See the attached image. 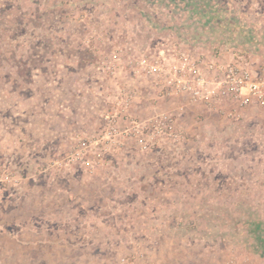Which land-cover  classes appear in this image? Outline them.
<instances>
[{
  "label": "rangeland",
  "instance_id": "obj_1",
  "mask_svg": "<svg viewBox=\"0 0 264 264\" xmlns=\"http://www.w3.org/2000/svg\"><path fill=\"white\" fill-rule=\"evenodd\" d=\"M261 3L0 0V222L83 244L63 252L80 264H264V118L154 101L128 65L166 44L263 62L264 23L242 20ZM127 91L137 120L183 108L185 138L108 142Z\"/></svg>",
  "mask_w": 264,
  "mask_h": 264
},
{
  "label": "built area",
  "instance_id": "obj_2",
  "mask_svg": "<svg viewBox=\"0 0 264 264\" xmlns=\"http://www.w3.org/2000/svg\"><path fill=\"white\" fill-rule=\"evenodd\" d=\"M123 56L118 54L115 58L120 61ZM128 63L133 74L146 81L155 96L154 101L179 100L231 120L264 115V61L249 62L241 55L224 60L215 49L211 55L194 54L180 46L166 44L138 58L129 57ZM115 69L107 67V71L116 76ZM133 99L130 91L124 92L119 101L127 104L123 113L107 117L108 142L122 146L124 143L119 139H130L147 149L159 145L160 140L177 142L185 138L178 122L183 108L137 120L127 114ZM118 115L124 119L129 117L131 121L123 124ZM10 181L7 174H0V188ZM120 264L130 263L122 258Z\"/></svg>",
  "mask_w": 264,
  "mask_h": 264
},
{
  "label": "crops",
  "instance_id": "obj_3",
  "mask_svg": "<svg viewBox=\"0 0 264 264\" xmlns=\"http://www.w3.org/2000/svg\"><path fill=\"white\" fill-rule=\"evenodd\" d=\"M260 12L258 13L257 9H253L252 5H249L246 9L245 16L243 17V21L245 23L253 24L249 26V28L252 30L255 28V23H264V3H261L260 6ZM258 32H260L258 34ZM255 31V32H248L253 35V37H259L264 38V32L262 31ZM257 51V52H256ZM259 51V52H258ZM256 52V53H255ZM262 53L263 50H254L252 54H259ZM260 53V54H261ZM223 58V57H222ZM224 60H227L223 58ZM231 58H228V60ZM197 111H201L202 114H206V109L203 107H193ZM201 114V113H200ZM253 116H256L255 114L251 115L249 118H252ZM222 117V116H219ZM257 117H263V114L258 115ZM248 119V118H247ZM243 119L242 121L244 122ZM264 178H261V181H263ZM13 228H11V226ZM107 227V226H106ZM39 231V228H23V225H14V224H7L0 222V263L1 264H55V262H61V263H68L73 262V264H80L79 259L76 260L66 259V255L63 254L68 249H73V251L76 250L77 247L80 249L82 248L83 244H77L71 240L67 239H60L54 241L53 243L50 241H44L43 240H29V238H23V232H29L33 234L34 232L37 233ZM41 233V232H40ZM11 245V246H10ZM47 248H51L52 252L46 253L45 251ZM2 256V258H1ZM24 256V257H23ZM91 261L95 260L97 257V254H91L90 256ZM24 258V260H23Z\"/></svg>",
  "mask_w": 264,
  "mask_h": 264
}]
</instances>
